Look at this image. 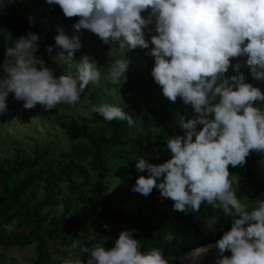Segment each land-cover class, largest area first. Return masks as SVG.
I'll return each mask as SVG.
<instances>
[{
	"label": "clouds",
	"instance_id": "9594fccd",
	"mask_svg": "<svg viewBox=\"0 0 264 264\" xmlns=\"http://www.w3.org/2000/svg\"><path fill=\"white\" fill-rule=\"evenodd\" d=\"M5 2L0 0V9ZM46 2L59 5L67 18L79 17L75 29L89 30L103 43L124 52V58L109 61L107 78L112 83L126 77L129 61L125 53L149 49L151 43L153 47L146 55L154 58L151 76L163 96L171 102L179 97L196 114L188 120L179 115L177 122L184 134L166 141L170 159L160 164L143 157L137 159L136 170H146V175H139L131 190L146 197L155 188L162 199L173 201V211L196 213L201 204L219 208L232 220L230 229L216 241L215 264H264V199H257L248 210L237 197L228 168L244 164L250 150L264 152V108L257 106L264 102V92L245 82V74L239 71L247 66L254 79L264 81V0ZM146 9H150L147 18L141 15ZM152 23L157 34L149 41L145 29ZM39 39L30 31L6 47L0 64V112L6 109L10 93L17 101H23L26 109L37 104L45 111L59 104L74 106L86 86L100 81L101 67L95 60L83 56L74 61L75 52L82 47L78 35L70 37L58 29L54 37L62 49L54 62L62 61L69 70L60 75L36 55ZM51 51L49 45L48 52ZM236 57L246 59L232 63L231 58ZM230 66L236 74L227 76ZM93 111L106 121L134 123L114 104L93 105ZM216 222V216L206 221L209 225ZM102 227L107 229L109 225ZM134 231L122 230L111 248L99 243L88 247L73 241L64 249L68 259L63 264H167L159 249L141 251ZM164 239L171 242L173 237L168 233ZM77 249L88 253V258L77 257ZM204 251L198 248L188 255L196 260ZM226 251L231 255H225Z\"/></svg>",
	"mask_w": 264,
	"mask_h": 264
},
{
	"label": "trees",
	"instance_id": "16d2710c",
	"mask_svg": "<svg viewBox=\"0 0 264 264\" xmlns=\"http://www.w3.org/2000/svg\"><path fill=\"white\" fill-rule=\"evenodd\" d=\"M41 1L46 5L54 6L59 20L56 27L49 31L36 25L44 15L31 11L28 14L19 13L8 7L10 0H6L3 15L10 23L6 30L0 28V64L5 59L6 47L11 46L14 39L31 31L40 37L37 51L39 57L45 60L54 74H66L67 65L57 60L54 62L53 59L62 51L55 44L54 37L58 34V29H63L68 36L78 35L81 39L80 30L74 28L79 17L67 18L59 5L49 4L46 0ZM49 45L52 46L51 53L48 52ZM82 54L83 52H80L76 56ZM239 71L245 74V82L255 87L261 81L251 76L247 66ZM119 99L121 102L124 96L121 95ZM97 102V94H93L87 102V105L92 107L91 124L103 127L109 131V134L102 133L95 137L93 148H87L80 143L72 144L68 152L61 154L64 159L77 158L78 162L88 160L90 170L96 175L97 182L91 181L90 171L81 164L71 161L67 164H59L57 167L58 175L62 177L79 175L83 182L79 185L73 184L70 189L77 192L89 188L93 203L74 212H71L70 205L65 203L63 213L59 216L54 215L51 209L60 204L56 198L58 180L53 175L46 174L43 163L52 155L51 148L36 150L33 157L28 158L18 154L6 156L0 160V219L5 224L17 222L18 226L27 227L29 231L12 235L0 233V245L26 247L34 244L38 250L36 264H41L46 263L52 252H64L65 247L73 241H79L88 247L99 243L105 248H111L122 230L135 229L133 236L138 239L141 251L157 248L163 253L167 264H181L180 258L189 251L220 239L223 233L230 229L232 217L225 216L219 208L214 209L211 205L201 204L200 210L196 213L173 211L172 207L161 213L158 207L140 206L136 211L125 213L123 206L131 200V196L124 195L120 199H112L108 195L110 176L118 173L116 167L111 165L112 161L133 173L137 172L135 165L137 159L141 157L150 163H163L171 158L166 141L172 136L183 135L184 130L180 129L172 113L157 112L153 109L156 114L151 125L160 126L170 123L177 132L163 133L156 141H152L148 132L143 133L149 126L148 122L134 121L129 125L126 120L106 121L93 111V105H97ZM182 104L183 101L178 97L171 106L178 109ZM257 106L264 108V102H258ZM186 114L185 120L195 116L191 111H186ZM261 153L250 150L244 164L228 166L229 173L237 172L238 180L247 181L253 188L250 202L241 191L236 193L238 199L248 206V210L256 205L257 199H264ZM23 173H26L24 177L18 179ZM39 182L44 184V197L41 199L37 196ZM145 198L154 204L157 199V189L154 188ZM212 216L217 217V222L209 225L206 221ZM105 223L109 225L107 229L102 227ZM168 233L173 237L171 242L164 239ZM77 253L82 252L77 249Z\"/></svg>",
	"mask_w": 264,
	"mask_h": 264
},
{
	"label": "rangeland",
	"instance_id": "374dc122",
	"mask_svg": "<svg viewBox=\"0 0 264 264\" xmlns=\"http://www.w3.org/2000/svg\"><path fill=\"white\" fill-rule=\"evenodd\" d=\"M8 7L23 14H28L29 11L36 14L44 15L43 18L36 22V25L46 31L56 27L59 20L56 16V9L53 5H46L41 0H10ZM150 9L144 10L141 15L148 17ZM9 21L3 15V8L0 9V28L7 29ZM154 23L150 24L145 29V38L150 41L152 35H156ZM81 33L82 47L75 52L74 61H79L83 56H89L95 60L101 71V79L97 84L91 83L85 87L81 94V99L74 105L59 104L56 108L45 111L39 104L31 109L23 107V101H17L10 93L6 98V109L0 112V160L6 156L20 155L21 157H33L36 150L51 148L52 155L45 161L44 167L47 175H53L57 180V196L60 201L59 206L53 207L51 210L54 215H61L64 211L65 203H68L71 212L78 211L89 203H93L91 196L92 192L89 188H83L81 191L73 192L70 187L79 185L83 179L74 174L70 177H62L58 175V165L67 164L71 161L76 164L83 165L90 171V178L93 183L97 182L96 175L91 172L88 160L78 162L77 158L64 159L61 154L68 152L70 145L83 144L87 148H93L95 137L102 133L109 134V131L100 126L91 124L92 107L87 105L90 97L93 94L98 95L97 105L103 103L114 104L122 108L134 121L140 123L148 122L149 126L143 131L148 132L151 140L156 141L159 135L176 133L177 129L170 123L161 124L160 126L151 125L155 118V111H166L172 113L174 119L178 121L179 115L186 118V111L193 112L191 105L184 103L174 109L166 97L163 96L161 88L155 83L151 76V70L154 66V58L151 55H146L153 45L149 43V49H133L125 53V57L129 61L126 77L121 78L118 83H112L107 78L108 64L110 59L124 58V52L119 50L115 45L105 44L94 33L86 29H79ZM103 46V47H102ZM105 47V48H104ZM112 47V49H111ZM111 49V51H110ZM83 52L82 56H76L77 53ZM110 53V54H109ZM37 56H39L36 53ZM246 57L231 58L232 63H243ZM59 61V60H57ZM62 62V61H60ZM75 63L71 71L75 73ZM69 70L67 69L66 74ZM236 74L231 66L225 74L231 76ZM256 87L261 91L264 87V81H260ZM124 96L120 102L119 97ZM122 104V106H121ZM154 109V110H153ZM195 116L192 118L194 119ZM202 127V125H198ZM262 167L264 172V152L261 153ZM160 164V163H159ZM111 165L116 167L118 173L111 174L108 183V195L112 199H120L124 195H130L131 200L123 206L125 213H130L138 210L140 206L158 207L162 213L169 207H172L173 201L168 198L162 199L157 190V199L154 204H151L143 195L133 192L134 185L139 175H146L145 172L133 173L121 164L112 161ZM26 173L18 177L21 179ZM237 187V191H241L243 196L249 200L253 195V188L247 181H239L237 172L229 173ZM37 189L38 199L44 197L43 182H39ZM114 194V195H113ZM29 231L27 227L18 226L17 222L5 224L0 219V233L12 235ZM225 255H231L226 251ZM77 257L86 260L88 255L77 253ZM218 257V251L205 255L199 264H215ZM76 257H73L75 259ZM68 259L64 252H52L48 256L46 263L41 264H63ZM38 262L37 247L32 244L26 247H4L0 245V264H36Z\"/></svg>",
	"mask_w": 264,
	"mask_h": 264
},
{
	"label": "water",
	"instance_id": "95a60500",
	"mask_svg": "<svg viewBox=\"0 0 264 264\" xmlns=\"http://www.w3.org/2000/svg\"><path fill=\"white\" fill-rule=\"evenodd\" d=\"M215 245H216V241L211 242V243H208V244H206V245H204V246L198 247V248L206 249V251L200 253L199 256L203 257L206 253L209 252V250H211L212 248L216 247ZM198 248H196V249H198ZM194 250H195V249H194ZM192 251H193V250H192ZM192 251H189L188 253H186L185 255H183V256L180 258V263H181V264H182V258H183L184 256H186L187 254H189L190 252H192ZM201 257H197V260H196L195 262L198 263V262L200 261Z\"/></svg>",
	"mask_w": 264,
	"mask_h": 264
},
{
	"label": "bare ground",
	"instance_id": "6f19581e",
	"mask_svg": "<svg viewBox=\"0 0 264 264\" xmlns=\"http://www.w3.org/2000/svg\"><path fill=\"white\" fill-rule=\"evenodd\" d=\"M216 251H218V249L216 248V247H214V248H212L211 250H209V252L208 253H206L205 255H208V254H210V253H213V252H216ZM193 252V251H192ZM191 253V252H190ZM194 255H195V253H193ZM200 255V254H199ZM198 255V257H201V256H199ZM204 255V256H205ZM203 256V257H204ZM203 257H201V259L203 258ZM200 259V260H201ZM196 260H197V258H196ZM196 260H193L191 257H189V255L187 254L186 256H184L183 258H182V264H199V262L198 263H196L195 261Z\"/></svg>",
	"mask_w": 264,
	"mask_h": 264
}]
</instances>
